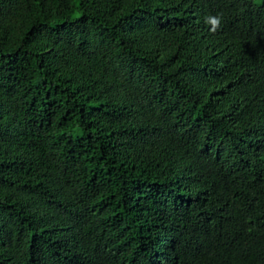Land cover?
Instances as JSON below:
<instances>
[{
  "label": "trees",
  "instance_id": "1",
  "mask_svg": "<svg viewBox=\"0 0 264 264\" xmlns=\"http://www.w3.org/2000/svg\"><path fill=\"white\" fill-rule=\"evenodd\" d=\"M0 264H264V0H0Z\"/></svg>",
  "mask_w": 264,
  "mask_h": 264
},
{
  "label": "clouds",
  "instance_id": "2",
  "mask_svg": "<svg viewBox=\"0 0 264 264\" xmlns=\"http://www.w3.org/2000/svg\"><path fill=\"white\" fill-rule=\"evenodd\" d=\"M223 16L222 14H216V15H206L204 17V23L209 26V31L212 34H215L221 29Z\"/></svg>",
  "mask_w": 264,
  "mask_h": 264
}]
</instances>
